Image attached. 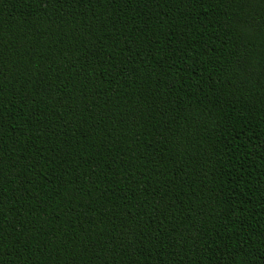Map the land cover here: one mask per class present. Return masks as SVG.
Segmentation results:
<instances>
[{
  "label": "trees",
  "instance_id": "16d2710c",
  "mask_svg": "<svg viewBox=\"0 0 264 264\" xmlns=\"http://www.w3.org/2000/svg\"><path fill=\"white\" fill-rule=\"evenodd\" d=\"M0 264H264V0H0Z\"/></svg>",
  "mask_w": 264,
  "mask_h": 264
}]
</instances>
